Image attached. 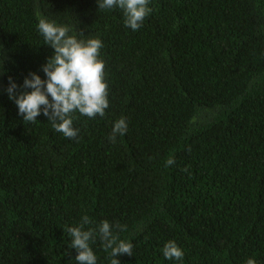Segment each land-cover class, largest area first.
Masks as SVG:
<instances>
[{
  "label": "trees",
  "instance_id": "1",
  "mask_svg": "<svg viewBox=\"0 0 264 264\" xmlns=\"http://www.w3.org/2000/svg\"><path fill=\"white\" fill-rule=\"evenodd\" d=\"M148 7L133 31L98 0H0V264H78L66 229L85 215L97 264H111L105 220L133 245L120 264H264V0ZM41 18L103 45L109 107L73 112L76 138L43 112L25 122L6 91L46 79ZM169 241L182 260L164 257Z\"/></svg>",
  "mask_w": 264,
  "mask_h": 264
},
{
  "label": "clouds",
  "instance_id": "2",
  "mask_svg": "<svg viewBox=\"0 0 264 264\" xmlns=\"http://www.w3.org/2000/svg\"><path fill=\"white\" fill-rule=\"evenodd\" d=\"M148 4L149 0H98L99 9H122L124 23L133 31L141 27L151 12ZM37 28L44 37L45 44L54 49L53 55L42 66L46 79H41L35 72L29 73L30 78L25 77L22 87L31 91L17 95L16 89L19 86L9 77L6 91L25 122L35 123L43 112L52 121L55 131L67 138H76L78 129L73 127V112L78 111L89 118L97 115L103 117L109 107L108 84L104 79L105 65L98 59L102 42L98 38L78 40L76 36L68 35L70 29L67 26H59L44 18L39 20ZM127 128L125 118L117 120L109 137L110 142H115L118 134H126ZM174 162V159H169L166 166ZM89 223V217L85 215L81 218L79 227L66 229L72 237L71 246L78 253L75 256L78 264H97V257L89 246V241L95 238V230H84V225ZM98 233L105 250H111V264H120L115 258L118 255H133V245L114 235L108 221L100 223ZM162 251L168 260L179 261L184 255L174 241L167 242ZM246 264H256V261L249 258Z\"/></svg>",
  "mask_w": 264,
  "mask_h": 264
}]
</instances>
